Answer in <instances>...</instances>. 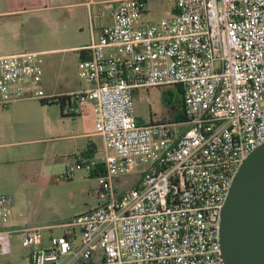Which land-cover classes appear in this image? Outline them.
I'll use <instances>...</instances> for the list:
<instances>
[{
  "label": "built area",
  "instance_id": "obj_1",
  "mask_svg": "<svg viewBox=\"0 0 264 264\" xmlns=\"http://www.w3.org/2000/svg\"><path fill=\"white\" fill-rule=\"evenodd\" d=\"M114 1L111 22L80 48L86 87L74 93L91 101L111 151L93 190L97 205L43 246L39 227L10 226L12 197L0 194V256L17 233L29 264H225L221 209L240 164L264 143V0H174L156 22L141 19L148 0ZM40 83L38 52L0 55V106L52 101ZM169 85L181 90L184 120L138 121L133 90ZM174 125L187 128L176 133ZM134 159L141 175L119 190L115 178ZM94 164L68 162L56 180Z\"/></svg>",
  "mask_w": 264,
  "mask_h": 264
},
{
  "label": "crops",
  "instance_id": "obj_2",
  "mask_svg": "<svg viewBox=\"0 0 264 264\" xmlns=\"http://www.w3.org/2000/svg\"><path fill=\"white\" fill-rule=\"evenodd\" d=\"M15 1L22 0H0V6L8 7ZM30 1L43 3L42 6L28 9L30 12L51 10L52 13V8L63 7L72 9L71 16L83 14L88 20V36L84 42L38 51L41 68L40 88L43 93L53 97H67L62 103L55 98L45 103L37 99H21L12 102L8 107L0 106V194L5 193L12 197L9 224L12 227H39L40 237L36 243L47 246L51 235L63 232V223L97 205V198L93 194L97 187V173L102 168L105 152L111 151L105 148L102 136L95 130L91 101H77L74 93L86 87V83L78 75L80 48L97 38L100 28L111 22V11L116 3L114 0ZM54 2L59 4L52 5ZM101 5H104L109 13L104 19L96 20L93 12ZM24 10L6 8L0 10V17L20 15ZM171 11H168L166 16ZM68 51H77L78 54L75 78L67 75L60 77L59 72L54 76L52 63L55 61L52 54ZM178 91L181 92L179 87ZM181 113L182 97L181 111L175 114L174 118L177 120ZM80 159L94 161L92 170H79L71 180H56L68 162ZM117 179L115 178L116 185ZM55 191L70 197L83 193L89 196L90 200L84 203L82 210L72 212L68 218L52 220V194ZM75 239L79 241L77 231ZM9 243L10 252L0 256V264H29L30 248L21 243L17 233L9 234ZM67 261L68 259H62L57 264H68ZM96 263L101 264L98 259L92 262Z\"/></svg>",
  "mask_w": 264,
  "mask_h": 264
},
{
  "label": "rangeland",
  "instance_id": "obj_3",
  "mask_svg": "<svg viewBox=\"0 0 264 264\" xmlns=\"http://www.w3.org/2000/svg\"><path fill=\"white\" fill-rule=\"evenodd\" d=\"M59 4L58 2L52 5ZM42 6L30 0L15 1L13 5L0 6V10L6 8H24L20 15L4 18L0 17V54L27 51L38 52L41 49L61 48L80 44L86 40L88 20L86 15L71 16L68 8H52L30 12L34 6ZM174 0H148L147 12L142 15L144 22H156L171 11ZM109 10L101 5L93 12L96 20L104 19ZM77 51H68L52 54V73L58 72L60 77L67 75L71 78L76 76ZM59 60V67H57ZM57 61V62H56ZM135 116L140 122H175V114L181 111V95L178 86L169 85L162 87H148L133 90ZM184 125H174L176 133L185 130ZM130 171L119 174L116 179L119 189H127L138 180L144 164L139 159H134ZM52 220L66 219L72 212H78L84 207V203L90 198L86 194L78 193L72 197L68 194L55 191L52 194ZM111 264V263H107Z\"/></svg>",
  "mask_w": 264,
  "mask_h": 264
},
{
  "label": "water",
  "instance_id": "obj_4",
  "mask_svg": "<svg viewBox=\"0 0 264 264\" xmlns=\"http://www.w3.org/2000/svg\"><path fill=\"white\" fill-rule=\"evenodd\" d=\"M225 264H264V143L234 175L220 213Z\"/></svg>",
  "mask_w": 264,
  "mask_h": 264
},
{
  "label": "trees",
  "instance_id": "obj_5",
  "mask_svg": "<svg viewBox=\"0 0 264 264\" xmlns=\"http://www.w3.org/2000/svg\"><path fill=\"white\" fill-rule=\"evenodd\" d=\"M179 92V91H178ZM179 93H181V92H179ZM57 100H58V102L59 101H61V103L64 101V99H66L67 97H65V96H63V97H55ZM41 102H43V103H45V101H41ZM184 115H183V113H181L180 115H179V117H177V120L176 121H179V120H184ZM98 174V173H97Z\"/></svg>",
  "mask_w": 264,
  "mask_h": 264
}]
</instances>
